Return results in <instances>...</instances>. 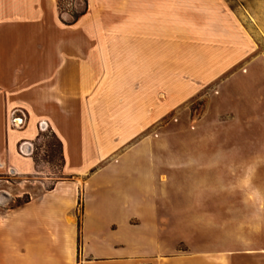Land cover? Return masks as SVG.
Instances as JSON below:
<instances>
[{"label": "crops", "instance_id": "obj_1", "mask_svg": "<svg viewBox=\"0 0 264 264\" xmlns=\"http://www.w3.org/2000/svg\"><path fill=\"white\" fill-rule=\"evenodd\" d=\"M178 2L88 0L67 25L58 0H0V176L35 171L25 151L45 127L62 144L66 177L0 208V264H264L263 150L233 144L228 117L202 114L198 143L153 160L154 126L171 110L153 123L155 89L181 72L165 51L184 37ZM184 78L183 104L208 83ZM112 102L132 111L115 114ZM129 120L135 144L107 147L106 122Z\"/></svg>", "mask_w": 264, "mask_h": 264}, {"label": "rangeland", "instance_id": "obj_2", "mask_svg": "<svg viewBox=\"0 0 264 264\" xmlns=\"http://www.w3.org/2000/svg\"><path fill=\"white\" fill-rule=\"evenodd\" d=\"M178 5L181 7V25L185 28V33H181L184 37L171 39L170 47L165 51L169 54L170 67L177 64L181 72L178 79L171 78L168 87L155 89L153 123L161 119L164 109L171 110L154 126L149 143L154 147L153 160L160 161L163 155L176 160L180 146L198 143L193 130L204 113L228 117L221 123L234 130L232 143L258 146L264 155V0H179ZM88 10V0H58L59 16L67 25L76 24ZM230 10L246 31L249 47L227 21L225 11ZM193 69L198 70L200 78L194 71L190 72ZM190 74L193 85L198 79L208 83L197 97L183 104L180 95L187 91L188 86L182 77L190 82ZM216 74L219 75L210 81V76L215 77ZM160 92L165 94L164 98H158ZM107 105L115 114L132 111L130 105L117 102ZM106 123L111 125L106 126V130L109 128L106 134L114 135L112 143L106 136L107 147L135 144L132 142L134 138H126V133L136 127L133 121L121 122V128L118 122L113 123L114 127L111 122ZM25 153L32 155L35 171L25 176L12 173L6 178L0 176V208L22 204L31 194L49 190L66 178L63 175L61 142L50 129L41 127L31 151L26 150ZM249 155L254 156V153ZM122 157L115 160L121 161ZM17 195L22 197H13Z\"/></svg>", "mask_w": 264, "mask_h": 264}, {"label": "trees", "instance_id": "obj_3", "mask_svg": "<svg viewBox=\"0 0 264 264\" xmlns=\"http://www.w3.org/2000/svg\"><path fill=\"white\" fill-rule=\"evenodd\" d=\"M61 147H62V144H61ZM62 155H63V153H62Z\"/></svg>", "mask_w": 264, "mask_h": 264}]
</instances>
